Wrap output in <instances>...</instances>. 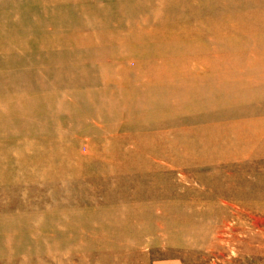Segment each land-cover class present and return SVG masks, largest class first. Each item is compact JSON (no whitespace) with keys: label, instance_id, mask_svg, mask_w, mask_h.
<instances>
[{"label":"bare ground","instance_id":"obj_1","mask_svg":"<svg viewBox=\"0 0 264 264\" xmlns=\"http://www.w3.org/2000/svg\"><path fill=\"white\" fill-rule=\"evenodd\" d=\"M37 2L33 11L23 3L22 9L15 7V14H0V21L26 22L18 32L0 25V56L23 53L20 67L25 68V78L27 74L29 82L37 84L21 92L8 90L7 95L20 97L21 103L5 102L1 106L0 130L4 128L14 136L0 135V200L32 189L39 192L48 212L54 205L84 210L70 219L38 215L17 221L36 230L72 225L69 232L29 238L4 236L3 241L65 240L71 256L80 257L78 264H117V259L131 260L148 236H155L158 242L166 239L177 247L194 248L199 240L206 241L205 232L197 231L196 219L188 213L196 201L190 202V198L183 204L175 200L179 196L175 190L184 184L202 183L205 193H196L200 198L237 194L264 197V0ZM5 5L2 2L0 8ZM131 61L135 68H131ZM109 64L115 67L111 73L114 78L106 73ZM101 69L107 84H117L119 112L112 132L132 138L130 132L138 130L141 133L134 137L140 138L135 141L138 144L148 139L146 130L173 126L186 134V127L195 129L192 137L175 141L179 157L162 155L178 167L179 182H174L175 173L165 175V167L157 164L158 150L140 154L129 151L126 142H117L114 150V143L107 139L111 132L101 135L103 129L108 131L100 123L102 119L110 122L107 115L92 120L95 129H100L89 130L76 105L61 106L55 97L57 90L52 88L55 82H87ZM0 80L11 79L4 75ZM133 83H142L149 95L157 86L160 91L166 88L173 93L167 103L171 109H162L160 102L147 107L143 114L145 119L166 113L165 119L141 125L144 119L136 117V110L130 108L135 98V91L129 87ZM107 91L113 90L107 88L98 94L107 97ZM203 96L236 107L217 106L197 112L189 106L204 103ZM36 99L42 108L35 114L32 102ZM182 106L186 110L180 111ZM91 110L99 111L97 106ZM48 131L53 132L52 137ZM89 131L103 142L107 139L103 154L96 160L78 150ZM39 133L47 136L37 139ZM194 135H199L196 140ZM89 146L91 149V142ZM148 155L149 160L145 159ZM186 155L189 160L181 159ZM113 158L120 168L117 173L111 169ZM96 161L101 167L95 165L91 177L105 175L98 183L84 174ZM162 180L170 183L169 191L165 189L170 194L154 187ZM117 182L121 186L117 187ZM143 183H151V187L143 190ZM76 186L80 187L78 196L68 193ZM104 189L109 192L105 194ZM52 191L68 194L70 201H60L50 194ZM139 197L150 204L139 203ZM164 201L166 206L161 209ZM182 208L185 212H180ZM157 210L162 211V217L153 215ZM87 225L93 229L85 230Z\"/></svg>","mask_w":264,"mask_h":264},{"label":"rangeland","instance_id":"obj_2","mask_svg":"<svg viewBox=\"0 0 264 264\" xmlns=\"http://www.w3.org/2000/svg\"><path fill=\"white\" fill-rule=\"evenodd\" d=\"M2 2L3 5H5L4 2H8L10 6L5 5L6 7L0 8V14L7 12L15 14V7L20 5L22 9L23 3L29 10L33 11L36 10L38 4L37 0H0V5ZM3 24L7 25L8 30L18 32L26 25V22L17 23L15 20L0 21V25ZM22 58L23 53L20 52H17L16 56H0V76L5 75L11 79L7 82L0 80V113L4 112L1 106H4L5 102L11 104L21 103L19 101L21 100L20 97L17 98V96H8V90H12V92H21L26 88L30 89L37 86L35 82H29L27 74L25 78V68L22 69V67H20ZM107 58L115 59L116 57L106 56V59ZM130 66L131 68H135V63L131 61ZM106 67L109 68L106 73L109 74L110 77L114 78L111 74L115 73L114 65L109 64ZM15 76H17L18 79H15ZM102 77L103 69L98 72L97 77L95 76V78L90 81L72 85L65 82H55L52 88L57 90L55 97L63 108L70 105L77 106L76 108H78V110L76 111H78L83 118L87 119L86 125L89 130L100 129H95V125L92 123V120L95 118L97 119L98 117H105L107 115L110 122H106L105 119H102L100 123L103 125V128H106L108 131L103 129L101 135H103L104 132H111L107 139L114 143V150H117V142H126L127 145L125 146L129 148H127L129 151H139L140 154L146 153L145 151L158 150L159 155L157 157V164L161 163L163 167H165V175L171 174V172L175 173L176 176L174 177H176V179H174V182H179L181 176L179 171H177L178 167L173 165L171 161L163 159L162 155L170 154L174 158L179 157L177 152H179L180 148L176 145L178 143L175 141L179 138L188 136L192 137L195 129L191 128V126L186 127L184 130L186 131V134L182 131V129L179 130L178 127L173 126L163 128L160 131L146 130L148 132V135H146L148 136V139H146L145 142L138 144H136L135 141L140 138H134L135 133H141L138 132V130L137 132H130L132 138L117 135V131H111V128L117 126V113L119 112L117 108V84H107L103 80L104 77ZM129 87L131 90L135 91V98L133 99L134 101H132L130 108L134 111L136 110V117L141 118V120L142 118L144 119L143 114L148 112L145 109L148 110L147 107H150L151 105H160L159 103L161 102L162 109L169 110V108H172L167 103L169 96H172L173 93L168 92V89L166 88H163V90L160 91V87L157 86L151 91L152 95H149L142 83H133ZM73 88H77L78 91H73ZM107 88L113 90L115 93L113 91H107V97L98 94L101 90H105ZM80 91L82 92L79 93ZM1 93L6 94L3 95ZM69 93L71 96L67 95ZM65 95L67 96L65 97ZM203 97L206 101L201 103V105H183H189L191 108H195L197 112H200L201 109L208 110L217 106L224 108L228 106H230L229 108L236 107L231 103L219 104L217 101L213 100V96L212 98H206V96ZM155 100L158 103L154 104ZM252 102L256 101H251L250 103ZM32 105L33 108H31L35 114L37 110L42 108V104L38 99H36V101L34 100ZM93 106H97L99 111L93 112L91 110V107ZM110 109L112 110L108 111ZM182 110L186 109L182 106L180 111ZM47 113L48 112L45 114ZM64 118H67V116ZM165 118L166 113L155 114L151 117L149 115V117L147 116L144 121H141L143 122L141 125L146 123L150 124L151 122L163 120ZM177 118L179 117L177 116ZM200 119L202 118L199 117V120ZM210 120L213 119L211 118ZM41 123L42 122H40V124ZM1 125L2 121L0 122V126ZM48 132L49 136L52 137L53 132ZM89 132H91V134L88 133L83 136L84 141L81 142L78 150L83 156L89 154V158L91 157L96 160L100 153L103 154L104 148L106 147L105 145L107 144V139L105 140L106 142H103L102 138L98 136L94 137V133L93 136L92 131ZM4 133H7V131L2 128L0 130V135ZM46 133L44 136H47ZM7 134L10 137L14 136L11 132H8ZM44 136L39 133V135H36V138L40 139ZM198 136L194 135V139L196 140ZM90 142L92 144V154L91 151L89 152V150H91L89 146ZM218 149L222 150L220 147ZM183 158L188 159L187 155L181 159ZM145 159L149 160V155L145 157ZM113 160L115 162L111 165V169L113 172L117 173L120 168L117 169V159L113 158ZM95 165L98 168L101 167L97 161L93 163L90 169L86 165L88 170L84 174H89V176H87L89 181H95V183H98L99 181L105 180V175L100 173L99 175L91 177L93 174L91 169L95 168ZM127 166H131L132 168L130 163H128ZM172 168L176 169V172L175 170H172ZM185 169L187 173H190L186 167ZM119 185L120 183L117 182V187ZM138 185H142L141 182H138ZM150 185L151 183H143V186L141 187L142 189L150 188ZM169 186V182L162 180L160 183L155 184L154 187H158L164 191V193L170 194L167 192V190L169 191ZM202 186V183L199 184L197 182L184 184L183 188L175 190V195H179L175 198V200L178 201V203L180 202L183 204L184 202L189 201L190 198H192L190 202L194 200L196 201L197 204L191 207L189 210L192 211H189L188 213L191 215V218L196 219L195 226L197 231L205 232V242L202 243L199 240L194 248L177 247L169 243L166 239L158 242L155 236H148L145 238V242L137 247L136 251L138 253H136L131 260L125 261L123 259V261H120L117 259V264H264V197H251L247 194H237L234 196H228L227 198H218L210 195L200 198L196 193H200L201 191L205 193V189ZM166 188L167 190H165ZM69 189L70 192L68 193H73L78 196V190L80 189L79 186L71 187ZM185 191H188V193H185ZM107 192L109 191L104 189V193L106 194ZM50 194L64 203L70 201L68 194H59L54 191ZM110 195L111 194H107L106 197L109 198ZM117 196L118 194L116 192V197ZM125 197L126 195H124V198ZM140 198L143 197H139V203L144 202L147 205L150 204L149 200L142 201ZM41 200H39V192H32V189H30V191L28 190V193L22 194L17 192L13 195V197L0 200V264H57L59 261H62L63 264L79 263L80 257H73L75 254L71 256L70 251L65 248L69 244L65 240L43 241L40 243L31 240H16L6 243L1 239V237L4 236L29 238L30 236H39V234L53 236L69 232L72 230V225L65 227V225L59 224L55 225L53 228L44 226L45 228L43 227L36 230L33 227L26 226L23 223H20V221H17L19 219L24 220L29 217L34 218L38 215L47 218H49L50 215H52V217L65 215L70 219L71 217L73 218V216L75 217L76 214L81 215L84 210L65 209L62 206L54 205V207H50V212H48L45 209L47 205L44 204V201L41 202ZM164 203L165 205L159 206L161 209L166 206L165 201ZM161 212L162 211L160 210L154 211L153 215L155 217H162ZM180 212H185L184 208H182ZM82 228H84V226ZM152 228L156 229L157 226L154 225ZM84 229L89 231L92 230L93 227L87 225ZM177 233L178 232L175 231V234Z\"/></svg>","mask_w":264,"mask_h":264}]
</instances>
